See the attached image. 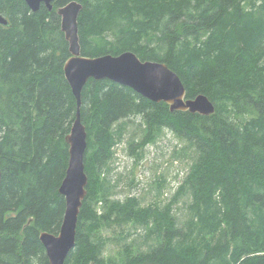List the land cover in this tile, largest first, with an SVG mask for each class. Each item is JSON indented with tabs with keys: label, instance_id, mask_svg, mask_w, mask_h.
<instances>
[{
	"label": "trees",
	"instance_id": "1",
	"mask_svg": "<svg viewBox=\"0 0 264 264\" xmlns=\"http://www.w3.org/2000/svg\"><path fill=\"white\" fill-rule=\"evenodd\" d=\"M71 1L82 5V56L130 51L163 63L187 99L203 94L215 111L170 113L109 80L85 84L87 194L64 264H264V0H52L50 12L41 5L34 13L24 0H0L9 22L0 26V264H49L39 233L57 235L63 220L58 191L77 102L64 78L70 54L56 10ZM130 118L141 119L147 143L166 129L192 150L182 187L193 216L182 225L129 198L97 213L93 174L103 176L112 129ZM7 212L15 217L4 219ZM129 222L152 234L150 248L104 258L92 230Z\"/></svg>",
	"mask_w": 264,
	"mask_h": 264
},
{
	"label": "water",
	"instance_id": "2",
	"mask_svg": "<svg viewBox=\"0 0 264 264\" xmlns=\"http://www.w3.org/2000/svg\"><path fill=\"white\" fill-rule=\"evenodd\" d=\"M31 12H37L41 5L50 12L52 0H24ZM82 5L71 1L56 10L60 18V30L68 44L70 57L63 65L64 78L69 84L77 102L75 119L69 134L65 137L68 146V167L59 187V194L65 201L63 220L57 235L39 233V241L45 250L49 264H64L69 252L75 246L77 221L83 200L86 197L88 178L84 171V156L87 149V132L80 119V94L89 80H109L128 87L142 98L153 103H164L169 112H187L203 117L214 114L213 103L203 94L186 98V90L180 78L165 64L141 61L133 52L119 55L84 57L81 55L78 34V17ZM0 26L9 27V22L0 15ZM0 171V191H1ZM4 219L15 217L7 212ZM30 221L28 222L29 225Z\"/></svg>",
	"mask_w": 264,
	"mask_h": 264
},
{
	"label": "rangeland",
	"instance_id": "3",
	"mask_svg": "<svg viewBox=\"0 0 264 264\" xmlns=\"http://www.w3.org/2000/svg\"><path fill=\"white\" fill-rule=\"evenodd\" d=\"M112 130L114 143L103 176L93 174L98 189L97 203H93L97 213L101 215L112 202L129 198L141 210L153 208L175 215L180 225L189 216L191 219L190 196L182 187L193 160L189 146L166 129L153 143H147L142 139L144 126L140 118L123 120ZM92 231L105 244L104 258L126 247L145 252L152 245V234L131 222L122 227L103 224ZM192 238L201 241V229L195 227Z\"/></svg>",
	"mask_w": 264,
	"mask_h": 264
},
{
	"label": "bare ground",
	"instance_id": "4",
	"mask_svg": "<svg viewBox=\"0 0 264 264\" xmlns=\"http://www.w3.org/2000/svg\"><path fill=\"white\" fill-rule=\"evenodd\" d=\"M58 17V16H57ZM60 20V19H59ZM60 27V26H59ZM64 37V36H63ZM66 42V41H65ZM72 92V91H71ZM73 94V93H72ZM74 96V95H73ZM75 98V97H74ZM59 194V193H58ZM62 196V195H61ZM65 263V262H64Z\"/></svg>",
	"mask_w": 264,
	"mask_h": 264
}]
</instances>
